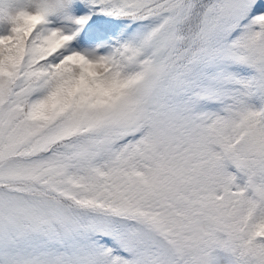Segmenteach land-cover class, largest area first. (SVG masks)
Returning <instances> with one entry per match:
<instances>
[{"label":"snow or ice","instance_id":"snow-or-ice-1","mask_svg":"<svg viewBox=\"0 0 264 264\" xmlns=\"http://www.w3.org/2000/svg\"><path fill=\"white\" fill-rule=\"evenodd\" d=\"M0 264H264V0H0Z\"/></svg>","mask_w":264,"mask_h":264}]
</instances>
